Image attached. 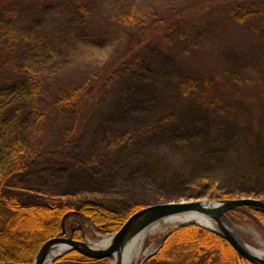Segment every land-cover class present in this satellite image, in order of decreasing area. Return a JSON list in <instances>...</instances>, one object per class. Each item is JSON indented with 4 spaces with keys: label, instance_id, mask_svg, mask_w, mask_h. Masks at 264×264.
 Listing matches in <instances>:
<instances>
[{
    "label": "trees",
    "instance_id": "16d2710c",
    "mask_svg": "<svg viewBox=\"0 0 264 264\" xmlns=\"http://www.w3.org/2000/svg\"><path fill=\"white\" fill-rule=\"evenodd\" d=\"M219 3L227 7L231 20L246 23L250 18L259 19L256 29L264 33V0H207L202 9L177 14L166 23L153 20L142 24L150 26L132 33L121 54L102 62L79 85L51 91L43 72L28 75L15 70V78H7L0 87V264H31L46 240L63 236L61 223L67 212L76 210L64 225L73 240L83 239L78 217L96 234L108 236L149 203L181 201L182 196L169 197L167 193L184 189L188 182L192 184L184 189V199L213 198L215 194L217 200L240 196L264 200V116L255 121L244 114L238 116L237 108L241 110L242 105L227 99L234 89L232 83L237 81L228 80L215 69L207 73L182 69L176 59L162 52L159 59L150 56L154 49L148 44L158 37H162L158 41L163 51H178L186 37L180 33L188 24L184 17L207 14ZM133 16L126 17L125 23H131ZM174 35L178 37L171 41ZM223 54L232 58L239 52L228 47ZM197 84H202L201 93L194 90ZM31 133L46 140L37 148L30 146L27 140ZM235 133L240 137L238 153L230 149L234 161L225 165L196 156L194 147L189 148L192 156L186 158L185 168L184 159L174 163L149 152L148 144L157 142L185 147L207 143L202 147L217 146L225 151ZM101 136L106 144L91 151L94 160L108 159L115 153L114 159L120 158L125 172L138 164L142 171L155 173L152 184L158 197L145 201L139 192L137 200L124 197L70 202L52 197V193L46 196L48 189L58 185L54 179L42 186H27L26 176L31 171L50 178L54 171L74 170L96 178V166L86 162L90 152L86 150L99 145L90 141ZM84 143L90 147L85 148ZM229 215L240 222L258 223L264 235V212L260 209L245 206ZM152 259L158 264H252L221 236L197 225H182L164 234L159 249L146 257L147 262ZM112 262L110 257L87 258L69 250L52 263Z\"/></svg>",
    "mask_w": 264,
    "mask_h": 264
},
{
    "label": "rangeland",
    "instance_id": "374dc122",
    "mask_svg": "<svg viewBox=\"0 0 264 264\" xmlns=\"http://www.w3.org/2000/svg\"><path fill=\"white\" fill-rule=\"evenodd\" d=\"M205 2L207 0H0V87L7 83V78H15V70L18 73L27 72L28 75L43 72L51 91L59 87L65 89L71 85H79L102 62L110 59L112 55L121 54L125 45L131 42L132 33L150 26H141L142 24H149L153 20L165 21L177 14L200 10ZM226 8L219 3L207 14L185 16L183 20H187L188 24L180 33L186 37L184 41H180L178 51L171 54L169 51H163L159 45L162 42L158 41H161L162 37L155 38V35L153 44H148L154 49L150 56L152 60L159 59L162 52L167 54L169 59H176L182 69L187 67L200 73L215 69L228 80L235 79L237 82L232 83L234 89L230 91V97L227 99L236 100L242 105L241 110L237 108L239 117L244 114L251 121H255L264 116V33L256 29L259 19L250 18L246 23L236 22L229 19ZM130 15H134L133 20L131 23H125L124 19ZM170 25L169 22L168 27ZM175 35L171 41L178 37ZM155 45L158 46L154 47ZM228 47L236 49L239 54L232 58L225 57L223 49ZM201 88L202 84H197L194 90L201 93ZM239 122L240 120L236 121L237 124ZM237 135L238 133L232 135L230 148L224 147L225 151L217 146L202 147L208 145L207 143L185 147L180 144L173 146L157 142L148 144L149 152L174 163L178 162L179 158L184 159L185 168L186 158L190 159L192 156L189 148L194 147L192 153L196 156L210 162L221 161L222 165H225L234 161L229 150L239 149L237 144L240 137ZM44 140L45 136L38 137L31 133L27 143L37 148ZM104 141L103 136L93 138L90 142L99 144L93 149H88L90 144L84 143L85 148L88 146L86 151H90L86 162H92V168L96 166L93 175L96 178L89 173L83 174L74 170L71 173L67 170L54 171L50 178L44 173L31 171L26 176L29 178L27 186L32 183L42 186L54 179L58 185L55 189H48L46 196L52 193V197L70 202L106 198L117 200L124 197L137 200L139 192H142L145 201L158 197L157 189L152 184L155 173L142 171L137 167L138 164L132 165L130 171L125 172L121 167L120 158L114 159L115 153L108 159L94 160L91 151H97L94 149L97 147L100 149L106 144ZM134 151H138V147ZM137 155L135 154V157ZM206 180L210 183L213 181ZM191 184L192 182H188L183 185L184 189L189 188ZM205 185L208 184H202V187ZM262 185L264 186V183ZM184 189H172L167 194L169 197L182 196L181 200L194 199H184L183 195L188 190ZM196 190L198 189L194 191ZM214 197L215 194L213 198H202L216 200ZM77 219L83 229L82 240L88 241L93 247L100 246L98 241L109 236L96 234L87 222L79 217ZM228 219L233 232L244 244L255 249L264 248V235L258 223L240 222L236 218H230L229 214ZM176 227L180 226L175 220H161L151 225L147 232L145 231L141 253L133 264H158L154 259L147 262L146 257L158 250L162 236ZM52 262L50 263L53 264Z\"/></svg>",
    "mask_w": 264,
    "mask_h": 264
},
{
    "label": "water",
    "instance_id": "95a60500",
    "mask_svg": "<svg viewBox=\"0 0 264 264\" xmlns=\"http://www.w3.org/2000/svg\"><path fill=\"white\" fill-rule=\"evenodd\" d=\"M245 206L258 208L264 212V200L250 196L234 197L233 199L224 198V200L202 198L149 204V206L140 208L128 216V219L119 227L117 232L106 237L109 239L108 244L98 247H93L85 240H73L70 235H67L64 226L65 219L70 215H75L76 210L67 212L64 214L61 223L63 236L46 240L31 264H51L50 262L69 250L78 251L87 258L110 257L113 264H124L123 254L129 244L150 228L151 225L161 220H175L179 226L197 225L203 229L205 228L221 236L247 262L264 264V258L252 253L238 238L237 234L233 232L228 219L230 211ZM151 254L148 256H151Z\"/></svg>",
    "mask_w": 264,
    "mask_h": 264
},
{
    "label": "bare ground",
    "instance_id": "6f19581e",
    "mask_svg": "<svg viewBox=\"0 0 264 264\" xmlns=\"http://www.w3.org/2000/svg\"><path fill=\"white\" fill-rule=\"evenodd\" d=\"M146 232L142 233L139 237H137V239L132 241L129 244V246L126 248V251L123 254V262H124V264H133L137 260L138 256L141 253V250H142V248H141L142 241H143V238H144ZM108 241H109V239L106 238V239H104L102 241H98V243L101 244L100 246H102V245L108 244ZM245 245L249 248V250L252 253L256 254L257 256H260V257L264 258V248L255 249V248L251 247L248 244H245ZM53 258H54V256H53Z\"/></svg>",
    "mask_w": 264,
    "mask_h": 264
},
{
    "label": "flooded vegetation",
    "instance_id": "af4514ba",
    "mask_svg": "<svg viewBox=\"0 0 264 264\" xmlns=\"http://www.w3.org/2000/svg\"><path fill=\"white\" fill-rule=\"evenodd\" d=\"M67 235H69V234L67 233Z\"/></svg>",
    "mask_w": 264,
    "mask_h": 264
}]
</instances>
